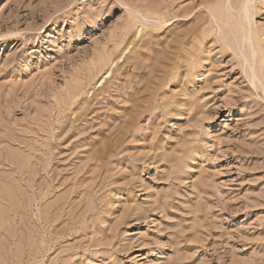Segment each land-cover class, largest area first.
<instances>
[{
	"label": "rangeland",
	"instance_id": "rangeland-1",
	"mask_svg": "<svg viewBox=\"0 0 264 264\" xmlns=\"http://www.w3.org/2000/svg\"><path fill=\"white\" fill-rule=\"evenodd\" d=\"M0 264H264V0H0Z\"/></svg>",
	"mask_w": 264,
	"mask_h": 264
}]
</instances>
